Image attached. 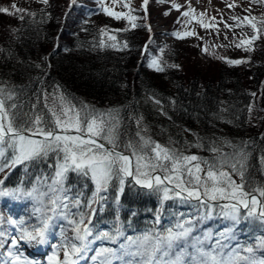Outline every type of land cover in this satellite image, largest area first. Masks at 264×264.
<instances>
[{
  "label": "trees",
  "instance_id": "16d2710c",
  "mask_svg": "<svg viewBox=\"0 0 264 264\" xmlns=\"http://www.w3.org/2000/svg\"><path fill=\"white\" fill-rule=\"evenodd\" d=\"M4 1L0 0V8H4ZM83 3L81 0L70 5L69 0H48L47 4L27 10L35 13L34 16L15 10L0 12V87L15 94L11 103L18 105L15 110L19 113L18 122L23 123L28 119L25 114L33 113L41 114L47 120L50 113L45 108V94L51 104L53 93H63L77 108L88 105L101 112L114 110L120 120V149H123V143L138 139L137 131L163 146L202 159L216 155L210 151L213 147L229 155L243 149L247 154L245 190L251 192L264 187V47L260 46L264 31L258 34L257 53V44L253 42L252 50L244 57L231 56V52L242 50L233 43V40H240L236 39L234 29L238 32L240 29L237 28L242 27L252 35L256 34L249 25L224 28V23L235 25L236 22L229 16L223 17L217 23L224 29L215 32L213 28L200 27L194 20L196 35L178 39L171 33L182 32L185 27V23L177 22L183 17L180 15L183 7L173 8V0L162 3L152 0L151 4L170 12L165 21L167 38L154 35L142 51L147 35L139 8L134 12L138 27L133 28L129 22L121 24L105 13L93 14ZM251 4L256 9L246 13L248 8H241V4L236 3L229 10L241 18L259 17L255 13L258 8L264 9L263 5ZM21 15L23 20L19 18ZM204 19L213 23L208 21L207 14ZM105 27L109 30L108 35L116 36L115 41H110L105 35V44L116 43L118 48L100 46V29ZM260 27L264 29V26ZM125 28L128 30L115 31ZM125 42L127 47H123ZM205 47L209 49L207 53L202 50ZM162 48L163 52L160 51ZM199 53L207 57L206 63L200 62ZM153 56L159 59L163 71L147 66ZM218 57L247 62L230 65ZM148 98L159 101V106L148 109L145 106ZM51 162L35 164L27 170L23 166L5 168L0 171V187L4 190L20 187L27 191L37 176L51 173ZM233 178L240 181L235 174ZM67 183L74 191H83L85 200L91 196L93 185L90 180L70 174ZM104 195L107 199L102 210L98 205L93 215L94 228L99 224L113 228L118 215L126 236L135 237L150 230L163 232L174 226L181 216L187 219L196 215L195 208L186 209L179 202L161 203L157 194L135 187L129 179H126L118 203L115 188ZM5 199L20 200L23 208L33 215V202L22 193L0 197V205ZM184 211L188 216L183 214ZM62 224L60 220L53 223L60 228ZM225 228L234 233L230 241H224L218 235ZM195 229L193 237H201L204 232L211 234V239L204 241L209 248L218 238L231 249L237 244L255 246L264 237L258 221L243 218L233 225L231 221L213 216L197 224ZM245 229L248 232L243 233ZM119 239L124 240L123 237ZM115 243L111 242L108 247L119 249V244ZM191 243V240L181 241L179 248L187 246L190 251ZM256 256L264 258V251L256 250Z\"/></svg>",
  "mask_w": 264,
  "mask_h": 264
},
{
  "label": "snow or ice",
  "instance_id": "6c2138e0",
  "mask_svg": "<svg viewBox=\"0 0 264 264\" xmlns=\"http://www.w3.org/2000/svg\"><path fill=\"white\" fill-rule=\"evenodd\" d=\"M40 2L47 4L48 0ZM96 2L106 15L116 20L124 18L133 28L138 27L135 23L137 17L131 14L132 9L128 3L123 4V7L129 8L125 13L113 11L105 6L104 0ZM115 2L116 0H113V3ZM158 2L162 3L164 0ZM251 2L264 5V0ZM147 3L148 0H143L142 7ZM227 6L233 8L236 5L230 3ZM172 7L179 9L180 5L173 3ZM12 8L18 13L35 15L15 4ZM0 12L8 13L9 9L0 8ZM167 14L166 12L165 15ZM181 15L190 18L185 21L186 24L195 20L205 29L217 27L215 17L211 18L213 23H207L204 19L206 14L194 15L191 6ZM19 18L23 20L24 16ZM231 19L236 22L235 25L224 23L225 28L247 24L256 33L250 38L240 39L239 42L233 40L235 47L251 51L253 41L264 31L260 27L264 26V15H249L243 18L234 15ZM177 22L179 23V20ZM127 30L125 28L115 31ZM108 32L106 27L100 29V46L118 48L116 43L105 44L103 37L108 35ZM171 35L183 39L196 33L176 31ZM108 40L115 41L116 36L108 35ZM123 47H127L126 42ZM202 50L206 53L209 51L207 47ZM160 51L163 52L164 49ZM218 58L230 65L247 62L244 59ZM147 66L156 71H163L159 59L155 56L149 60ZM14 95L13 92L0 87V171L16 166H23L27 170L35 164L47 163L49 160L52 161L49 164L52 171L46 176H37L27 191L20 187L13 190L0 187V197L22 193L25 198L31 200L35 216V222H32L31 217H10L7 220L9 225L14 226L15 235L10 240L7 253L4 254L6 259L0 261V264H45L22 259L19 250L13 249L21 242L47 244L48 232L56 220L63 222L60 239L58 243L50 245L51 254L47 256L46 264H80L90 251L94 252L91 256L93 264H113L114 260H119L121 264H264V258L256 256L257 248L264 249V237H261L255 246L244 247L237 244L235 248L228 249V244L219 238L214 245L207 247L204 241L211 239L209 232H204L201 237L192 236L197 224L213 216L231 221L233 225L240 223L243 218L259 221L261 226H264V187L255 188L251 192L245 190L247 154L243 149L234 150L229 155L213 147L210 151L216 155L211 159H202L198 155L185 154L163 146L137 131L138 139L123 143V150H120V120L114 110L101 112L88 105L77 108L63 93H53L52 103L49 104L48 94H45V108L50 117L45 120L41 114H25L28 119L19 123V113L15 111L18 105L11 103ZM70 174L91 181L93 190L86 200L83 191H74L67 183ZM233 174L240 177L239 182L233 178ZM127 178H131L134 186L157 194L161 203L172 200L191 204L196 210V215L187 219L181 216L174 226L164 229L163 232L150 230L135 237L124 234L117 215L113 229L97 231L92 220L97 206L102 210V204L107 199L104 193L115 188L118 203ZM84 187H87V184ZM257 193L262 199H258ZM0 222H4L2 215ZM218 235L224 241L234 238L230 228H225ZM120 237L124 240L119 249L104 245L91 248L96 241L115 243ZM187 240L192 241L190 251L187 246L179 248V242ZM225 249L228 251L225 252ZM61 252L62 258L59 255Z\"/></svg>",
  "mask_w": 264,
  "mask_h": 264
},
{
  "label": "rangeland",
  "instance_id": "374dc122",
  "mask_svg": "<svg viewBox=\"0 0 264 264\" xmlns=\"http://www.w3.org/2000/svg\"><path fill=\"white\" fill-rule=\"evenodd\" d=\"M173 1L176 4H183V8H182L183 11L182 12L187 11L189 6H191V8L194 9V14H197V16L199 15V13H197V12L205 13L208 16L212 15V16H209L210 22L212 20L211 19L212 17H215V21H216V19L219 20L222 16L232 17L231 14L233 13V12H230L226 9L227 8L226 0H204L202 4L195 2L194 0H173ZM236 1L241 4L240 5V7L242 6L241 8H248L249 10L254 8V6L250 3L251 0H236ZM84 3L88 6L97 4L96 0H86ZM125 3L129 4L130 9H132L131 14L135 16L134 12L137 11L139 8L140 0H116L115 3H113V0H104L105 6L111 8L113 11L127 13L129 11V8L123 7V4H125ZM249 3H250V5H249ZM2 4H4V8L6 7L9 9V12H12L15 10L12 8L13 4H16L17 7H19V8L31 10L35 6L43 5L44 3H41L40 0H6ZM97 5H99V4H97ZM254 9H256V8H254ZM150 11H151L150 17H151V22H152V28L154 30V35L157 37L166 39L167 35H165V33H166L167 25H165V23H166L165 21H166V17L170 16L169 15L170 12L167 10H164L160 5H157L155 3H152L150 5ZM101 12H102V10H101ZM166 12L168 13L167 15H165ZM182 12H180V15L182 14ZM244 12L246 13L247 11H244ZM255 14L259 17L264 15V9L258 8L257 13H255ZM157 15H158V17H156ZM234 15L236 16L237 14L234 13L233 16ZM186 20H187L186 17H180L179 23L184 24ZM116 21L121 22V24H126L128 22L124 18H121L120 20H116ZM226 23L229 24L230 22H226ZM194 24H195L194 20L191 23H188V24L185 23V27L183 28L181 33L186 32V31H194V28H193ZM216 24H217V27L214 29L215 32H220V30H223L225 28V27L224 28L221 27L217 23V21H216ZM237 29H240V30H238V32L235 31L236 29H234V32H235L234 34L236 35L237 40L242 39V38L247 39V38H250L252 36V34L247 29L243 30L242 27L237 28ZM241 30H242V32H240ZM253 42H255V44H257L256 50H255V52L257 53L259 41L255 40ZM252 45H253V43H252ZM260 46L264 47V41L263 40H261ZM239 49L243 50V48H239ZM242 50H237L238 53L231 52V56H237V57L243 56L244 57L245 53L249 52L246 50H244V51H242ZM221 54H223V53H221ZM198 57H199L200 62H202V63L207 62V57L203 53H199ZM145 106H147L148 109L149 108L154 109V108H157L159 106V104L154 99L148 98V100L145 102ZM103 231H106V229H104ZM51 236L50 235L48 236V243L44 244L42 246V249L40 250V252H38L36 254V256L38 257L37 259H39L40 262H44V260H42V259L45 258V256H48L49 254H51L50 245L53 243H58V241L60 239L59 234H56L55 236H52V237ZM97 242H100V241H96L95 243H97ZM95 243L93 244V247H94ZM23 247H25V245ZM25 248H27V247H25ZM59 255L62 257L63 253L61 252V253H59ZM45 264H46V262H45Z\"/></svg>",
  "mask_w": 264,
  "mask_h": 264
}]
</instances>
